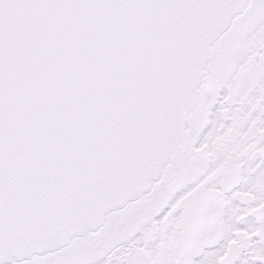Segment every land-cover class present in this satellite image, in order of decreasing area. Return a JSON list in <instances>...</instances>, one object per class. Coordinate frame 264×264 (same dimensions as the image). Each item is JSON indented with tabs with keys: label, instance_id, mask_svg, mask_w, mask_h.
Listing matches in <instances>:
<instances>
[{
	"label": "snow or ice",
	"instance_id": "1",
	"mask_svg": "<svg viewBox=\"0 0 264 264\" xmlns=\"http://www.w3.org/2000/svg\"><path fill=\"white\" fill-rule=\"evenodd\" d=\"M0 264H264V0H0Z\"/></svg>",
	"mask_w": 264,
	"mask_h": 264
}]
</instances>
